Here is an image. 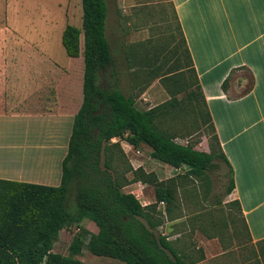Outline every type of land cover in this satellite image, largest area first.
Wrapping results in <instances>:
<instances>
[{
    "label": "crops",
    "instance_id": "obj_1",
    "mask_svg": "<svg viewBox=\"0 0 264 264\" xmlns=\"http://www.w3.org/2000/svg\"><path fill=\"white\" fill-rule=\"evenodd\" d=\"M168 2L190 56L187 60L183 52L186 64L177 72L191 71L201 89L226 161L220 164L230 169L234 189L210 207L201 203L198 210L194 204L185 216L171 219V210L163 215L170 219L168 226L183 222L184 231L193 233L204 248L207 243L219 250L214 260L220 262L222 245L244 237L256 245L264 240V0ZM7 25L0 27V181L57 187L74 116L82 104L83 38L80 56H67L68 64L59 65L52 57L58 46L55 32L31 31L29 25L21 33ZM148 159L157 162L150 155ZM148 164L135 161L132 169L156 175ZM170 170L174 173L168 179L187 169ZM132 184L137 187L130 193L143 207L155 202L154 195L150 203L146 184ZM177 197L175 209L180 211ZM257 251L263 262L245 264H264V254Z\"/></svg>",
    "mask_w": 264,
    "mask_h": 264
},
{
    "label": "trees",
    "instance_id": "obj_2",
    "mask_svg": "<svg viewBox=\"0 0 264 264\" xmlns=\"http://www.w3.org/2000/svg\"><path fill=\"white\" fill-rule=\"evenodd\" d=\"M81 8V27L66 25L61 34V45L69 58L80 56L82 36L84 65L82 104L74 116L61 182L50 187L0 181V264H83L78 257L82 255L84 237L90 254L123 264H193L158 234L163 221L157 219L156 208L164 203L169 215L180 186L193 179L206 181L207 173L218 167L214 160L226 162L219 153L201 89L196 81L192 89L184 76L171 71L172 65L160 76L170 99L139 110L135 98L119 88L116 68L120 62L113 58L105 34V0H81ZM179 35L183 52L190 60L180 30ZM155 57L149 61L153 65L151 72L161 69L154 65ZM106 75L110 86L101 88L99 79ZM176 111L196 112L202 122L209 124L214 138L209 153L178 143L175 134L160 127L161 121ZM113 139L123 140L133 149L148 147L151 159L187 170L166 181H159L155 174L141 168L131 170L129 184L140 182L154 188L155 202L143 207L133 194L123 191L124 185L110 165L115 147L124 158L119 145L111 143ZM228 171L231 173L229 168ZM233 189L231 177L226 195ZM208 192L209 188L205 194ZM72 226H76L77 233L68 254L54 253L60 232ZM260 251L264 254V246Z\"/></svg>",
    "mask_w": 264,
    "mask_h": 264
},
{
    "label": "rangeland",
    "instance_id": "obj_3",
    "mask_svg": "<svg viewBox=\"0 0 264 264\" xmlns=\"http://www.w3.org/2000/svg\"><path fill=\"white\" fill-rule=\"evenodd\" d=\"M105 3L107 7L105 34L113 58L120 62L117 63L116 70L119 74L122 72L121 75L117 74L119 88L125 95H132L135 98V105L139 110H148L168 101L170 97L163 87L160 76L168 72V69L175 65L174 63L177 68L174 66L171 71L175 72L184 68L186 64L179 30L168 0H105ZM81 20V0H0V27L8 21L9 25L7 26L16 28V30H27L31 25L34 28L31 31L55 32L53 36L57 38L58 46H56L52 57L59 65L68 64L66 60L68 57L61 45V30L66 25L80 28ZM56 33L59 34L58 37ZM154 56H156L154 65L157 68L161 66L159 72H151L153 65L149 61L154 59ZM186 67L188 66L186 65ZM178 73L193 85L192 89H195V80L191 71ZM98 83L101 88L109 87V76L101 77ZM182 96L183 94L178 96V99ZM160 127L175 134L176 141L182 145L188 143L206 151L210 147H214L211 127L202 122L196 112L176 111L174 116L163 119ZM111 143L118 144L124 154L123 158L115 147L110 165L116 171L119 182L124 185L125 193H130L137 187L129 184V181L132 180L130 171L133 170L135 161L147 160L149 168L162 181L168 179L173 172L170 167L163 166L164 164L151 162L148 159L150 155L148 147L141 146L138 149H133L125 141L118 139ZM215 163L218 167L207 173L206 181L201 182L198 179L188 181L187 189L177 194L180 211H177L175 206L171 208V219L185 216L194 204L197 205L194 208L199 210L202 207L201 203L210 207L217 200L220 201L224 198L231 176L226 166L220 164L221 161H215ZM207 188H209V192L205 194ZM144 189L149 194L147 196L150 203H153L154 188L147 185ZM205 196H207L206 199ZM164 211V205L157 206V219L163 221L161 227L157 229L158 234L168 237V240L173 243L172 245L180 249L184 255H188L190 261H195V264L263 262V258L258 259L257 255V250H260L259 247L262 244H251L245 240V237L237 240V243L222 245L224 260L220 262L214 260V256L219 250L213 249V246L207 243L204 248L199 244L198 239L194 238L193 233L191 235L184 231L183 222L168 226L167 223L170 219L164 218ZM76 233V226L61 231L54 244L53 252L67 255L71 240ZM86 241L87 237H84L83 253L78 257L83 264H123L116 260L93 256L86 248ZM197 248L201 250H197ZM205 254L208 255V258H205ZM212 255L213 258H211ZM201 256L203 260L200 262Z\"/></svg>",
    "mask_w": 264,
    "mask_h": 264
},
{
    "label": "bare ground",
    "instance_id": "obj_4",
    "mask_svg": "<svg viewBox=\"0 0 264 264\" xmlns=\"http://www.w3.org/2000/svg\"><path fill=\"white\" fill-rule=\"evenodd\" d=\"M33 157H35V155H34ZM33 162H34V161H33ZM26 163H27V162H26ZM33 165H34V164H33ZM29 166H30V165H29ZM39 167H40V166H39ZM39 167H38V168H39Z\"/></svg>",
    "mask_w": 264,
    "mask_h": 264
}]
</instances>
